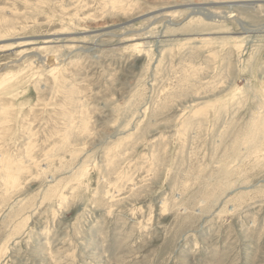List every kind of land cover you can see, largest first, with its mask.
Wrapping results in <instances>:
<instances>
[{
	"label": "rangeland",
	"instance_id": "obj_1",
	"mask_svg": "<svg viewBox=\"0 0 264 264\" xmlns=\"http://www.w3.org/2000/svg\"><path fill=\"white\" fill-rule=\"evenodd\" d=\"M0 264H264V0H0Z\"/></svg>",
	"mask_w": 264,
	"mask_h": 264
},
{
	"label": "bare ground",
	"instance_id": "obj_2",
	"mask_svg": "<svg viewBox=\"0 0 264 264\" xmlns=\"http://www.w3.org/2000/svg\"><path fill=\"white\" fill-rule=\"evenodd\" d=\"M252 2V1H251ZM253 4H256L255 2H252ZM248 4H251V3H248ZM195 12V11H194ZM211 14V13H210ZM215 14V13H214ZM213 14V15H214ZM205 15V14H204ZM210 17H212V15L210 16ZM213 17H216V14H215V16H213ZM226 17V16H225ZM209 18V17H208ZM224 20V19H223ZM247 32H251V31H247ZM45 56V55H44ZM52 58L54 59V57L52 56ZM39 60V59H38ZM53 61V60H52ZM51 61V57L50 56H46V57H42V62L43 63H51L52 62ZM53 63V62H52ZM2 162V161H1Z\"/></svg>",
	"mask_w": 264,
	"mask_h": 264
}]
</instances>
